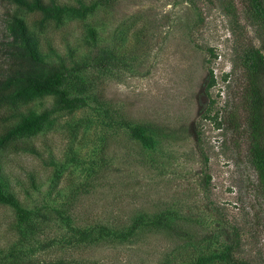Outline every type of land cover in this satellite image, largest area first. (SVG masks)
<instances>
[{
    "label": "rangeland",
    "instance_id": "374dc122",
    "mask_svg": "<svg viewBox=\"0 0 264 264\" xmlns=\"http://www.w3.org/2000/svg\"><path fill=\"white\" fill-rule=\"evenodd\" d=\"M55 2L60 21L0 0V78L11 62L4 45L22 19L38 36L45 63L85 64L75 73L90 86L80 108H61L55 94L25 92L23 101L0 109V133L19 112L40 127L27 140L38 154L6 155L13 191L30 209H67L74 226L128 229L142 213L167 212L174 228L142 226L128 241L60 242L31 256L39 264H188L210 255L206 264H233L224 253L237 241L242 264H264L256 173L217 122L241 71L240 64L233 67L224 11L212 0ZM103 49L114 57L104 76L94 68ZM139 131L151 143L135 138ZM30 171L37 187L25 178ZM36 219L44 243L68 232L61 221ZM18 221L14 207L0 202V248L17 242Z\"/></svg>",
    "mask_w": 264,
    "mask_h": 264
},
{
    "label": "trees",
    "instance_id": "16d2710c",
    "mask_svg": "<svg viewBox=\"0 0 264 264\" xmlns=\"http://www.w3.org/2000/svg\"><path fill=\"white\" fill-rule=\"evenodd\" d=\"M11 1L39 11L44 17L61 20L62 9L55 0ZM191 1L194 2V0ZM212 2H216L229 19L230 31L233 35V67L235 69L237 64L241 66L239 78H234L235 83L232 86L229 85L231 86L230 99L226 101L225 108L221 111L220 119L217 121L218 126L224 131L228 145L234 151L245 150L256 173L257 190L264 199V0H212ZM45 20L41 19L38 24H45ZM249 30L252 32L251 35L248 34ZM90 32L92 34L90 36L95 39L96 32L94 30ZM11 36V41L4 45L11 62L9 69L0 78V109L6 108L8 102L16 105L18 100L23 101L25 92L55 94L63 109L80 108L86 104L81 94L89 92L90 86H87L86 82L81 83L79 73H75L86 68L85 64H76L69 69L65 64L45 63L38 36L29 29L25 20L19 19L15 22L11 29ZM113 59L109 52L104 49L99 50L96 53L94 68L104 76ZM232 73L233 69L229 75L231 76ZM227 78L228 74L224 76L225 80ZM214 84L215 78L212 75L208 86L211 87ZM72 91L80 95H74ZM93 100L99 107L104 108L103 99L94 96ZM39 130L40 127L34 119H28L19 112L16 122L5 127L0 133V202L12 205L19 219L17 242L14 241L9 246L10 249L0 248V264H39L31 255L37 248L46 245L49 247L55 243L65 242L79 246L97 243L108 238L128 241L142 226H155L167 230L174 228L170 214L167 212L154 215L142 213L134 219L128 229L110 228L105 224H99L97 228H84L71 224V216L67 209L54 207L44 213L40 208L36 210L28 208L12 189L11 176L6 170L5 158L9 153L19 151L38 154L27 140L35 136ZM135 138L151 143L141 131L135 135ZM25 178L30 186L37 187L33 172H27ZM18 181L24 183V177L23 180ZM69 205H71L70 202L67 206ZM36 217L48 223L61 221L68 227V232L63 233L59 239L47 238L44 243L38 238L41 227ZM237 248L238 242L235 241L227 248L224 256L230 263L242 264V260L235 257ZM211 260V256L207 255L195 263L188 264H206ZM48 264H65V261L58 259Z\"/></svg>",
    "mask_w": 264,
    "mask_h": 264
}]
</instances>
